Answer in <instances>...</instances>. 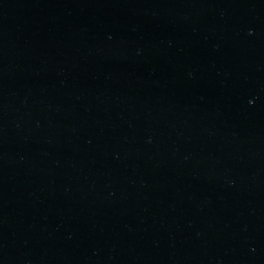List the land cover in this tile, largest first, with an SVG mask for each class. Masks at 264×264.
I'll return each instance as SVG.
<instances>
[{
	"label": "water",
	"instance_id": "95a60500",
	"mask_svg": "<svg viewBox=\"0 0 264 264\" xmlns=\"http://www.w3.org/2000/svg\"><path fill=\"white\" fill-rule=\"evenodd\" d=\"M0 264H264V0H0Z\"/></svg>",
	"mask_w": 264,
	"mask_h": 264
}]
</instances>
